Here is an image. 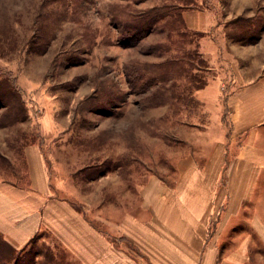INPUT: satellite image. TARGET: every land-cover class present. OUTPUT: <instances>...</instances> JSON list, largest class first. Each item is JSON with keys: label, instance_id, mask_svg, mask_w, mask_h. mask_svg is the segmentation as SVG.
<instances>
[{"label": "rangeland", "instance_id": "1", "mask_svg": "<svg viewBox=\"0 0 264 264\" xmlns=\"http://www.w3.org/2000/svg\"><path fill=\"white\" fill-rule=\"evenodd\" d=\"M153 7L164 19L122 44L128 15ZM187 9L209 26L192 34ZM263 34L264 0H0V180L25 185L24 147L39 145L50 195L142 261L105 220L136 213L149 178L173 183L180 158L229 143L226 93L248 65L232 48ZM0 264L84 263L42 231L17 249L0 233Z\"/></svg>", "mask_w": 264, "mask_h": 264}, {"label": "crops", "instance_id": "2", "mask_svg": "<svg viewBox=\"0 0 264 264\" xmlns=\"http://www.w3.org/2000/svg\"><path fill=\"white\" fill-rule=\"evenodd\" d=\"M183 17L190 29L209 26L203 9H187ZM232 49L248 65L233 68L238 82L226 93L229 143L220 138L209 150L202 148L201 162L191 153L180 158L173 183L149 178L139 187L136 213L127 211L115 223L105 220L109 231L144 252L135 253L142 261L66 199L50 195L36 144L23 150L27 183L0 180L3 238L17 249L48 232L84 264H264V34ZM241 75L253 77L244 81Z\"/></svg>", "mask_w": 264, "mask_h": 264}, {"label": "trees", "instance_id": "3", "mask_svg": "<svg viewBox=\"0 0 264 264\" xmlns=\"http://www.w3.org/2000/svg\"><path fill=\"white\" fill-rule=\"evenodd\" d=\"M128 16L132 21V24H128V27L132 29V32L126 36L125 40L120 39V42L124 45H129L131 43L134 44L143 35L149 33V31L153 28L152 25H154L157 20L159 21L160 18L164 19L165 14L160 12L158 8L153 7L147 10L132 13ZM182 23L183 19L178 21L177 29L181 27ZM159 27L163 28L162 26ZM184 32L187 31L184 30L181 36H185ZM196 32V30H191L192 34H195ZM189 54L190 53H187V55Z\"/></svg>", "mask_w": 264, "mask_h": 264}]
</instances>
